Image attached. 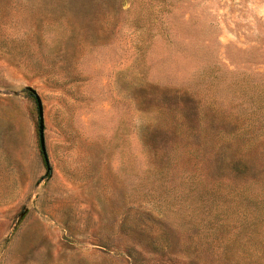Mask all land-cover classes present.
<instances>
[{
  "label": "rangeland",
  "instance_id": "1",
  "mask_svg": "<svg viewBox=\"0 0 264 264\" xmlns=\"http://www.w3.org/2000/svg\"><path fill=\"white\" fill-rule=\"evenodd\" d=\"M0 264H264V0H0Z\"/></svg>",
  "mask_w": 264,
  "mask_h": 264
},
{
  "label": "water",
  "instance_id": "2",
  "mask_svg": "<svg viewBox=\"0 0 264 264\" xmlns=\"http://www.w3.org/2000/svg\"><path fill=\"white\" fill-rule=\"evenodd\" d=\"M30 92L33 95L35 104H36V111H37V137H38V145H39V150L41 155L44 158V162L46 164V158H45V149H44V141H43V134H42V130H43V124H42V109H41V103L39 101L38 96L36 95V93L30 89ZM47 165H46V169H47Z\"/></svg>",
  "mask_w": 264,
  "mask_h": 264
},
{
  "label": "trees",
  "instance_id": "3",
  "mask_svg": "<svg viewBox=\"0 0 264 264\" xmlns=\"http://www.w3.org/2000/svg\"><path fill=\"white\" fill-rule=\"evenodd\" d=\"M42 158H43V156H42ZM43 161H44V158H43Z\"/></svg>",
  "mask_w": 264,
  "mask_h": 264
}]
</instances>
